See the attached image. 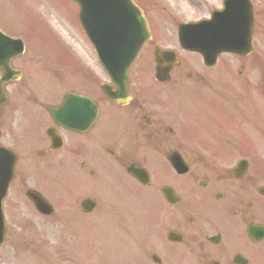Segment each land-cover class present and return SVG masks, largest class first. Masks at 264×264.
Returning <instances> with one entry per match:
<instances>
[{
    "label": "flooded vegetation",
    "instance_id": "flooded-vegetation-1",
    "mask_svg": "<svg viewBox=\"0 0 264 264\" xmlns=\"http://www.w3.org/2000/svg\"><path fill=\"white\" fill-rule=\"evenodd\" d=\"M207 1L212 6L204 5V15L199 11L202 20L223 9V0ZM250 3L254 23L252 54L247 57L231 55L226 62L220 56L208 67L193 54L194 70L189 69L186 77L182 78L185 69L179 65L164 84L148 77L146 85L151 89H134L131 82L130 100L123 105L105 99L102 93L97 97L85 93L88 70H83L87 76L80 78L77 87L70 77L67 92L62 91L53 101L46 92L36 90L30 98L39 111L32 117L37 135L31 143H10V137L31 121L27 115L9 113V121H0V147L11 145L9 149L18 156L10 190L20 197L27 190H50L56 181L71 194L86 192L90 179L112 183L109 177H99L98 171L115 175L117 170L137 190L147 191L144 202L152 214L148 228L159 236L151 245L150 241L131 244L133 250L147 251L146 257L133 259L132 264H264V159H250L247 149L256 142L246 138L254 132L257 142L264 139V119L261 110L255 127L241 113L249 100L246 70L251 67L262 72L264 68V61L255 55L256 47L264 45V29L259 23L264 0ZM23 55L11 61L22 79L26 72L18 64L25 60ZM0 57L4 58V51ZM4 76L10 81L11 75L0 69V78ZM223 79L228 82L227 89L217 85ZM180 80L193 84L187 82L184 89ZM93 81L96 83L95 78ZM36 83L41 84L39 79ZM48 84L44 80L42 85ZM174 84L178 89L191 87L193 93L179 92L172 88ZM19 85L13 81L1 88L7 101L0 99V119L7 108L16 106L11 99L18 97L15 86ZM67 93L91 98L97 105L95 122L83 134L61 128L48 114L47 108L59 105ZM218 103L227 108L217 110ZM233 125L239 126L235 133ZM29 129L27 126L24 132ZM20 154L28 157L24 165L20 164ZM243 161H247V171L241 175L235 169ZM131 165L146 171V185L127 173Z\"/></svg>",
    "mask_w": 264,
    "mask_h": 264
},
{
    "label": "rangeland",
    "instance_id": "rangeland-1",
    "mask_svg": "<svg viewBox=\"0 0 264 264\" xmlns=\"http://www.w3.org/2000/svg\"><path fill=\"white\" fill-rule=\"evenodd\" d=\"M142 1L147 9V12L144 11L147 13L148 21L153 27L156 39L163 46L169 44L175 45L176 33L173 34L174 20L171 19L172 17H176L175 19L178 23V21L182 19L188 20L196 18L199 13H196L194 10L198 7L200 0H191L190 4H184V0H137L138 4L141 6H143L141 3ZM200 10L203 15L202 6ZM174 11H177L176 14ZM46 12L55 16L66 30V40L62 37L63 35L60 32L50 26L49 15ZM189 13H191V15H189ZM261 15H264V8H261ZM77 17L78 13L75 5L67 0H0L1 26L11 35H21L26 40L25 61L21 63V66L27 73H29L30 67L27 65L29 61L26 64V59L31 55L36 68L39 66L40 60L43 61L45 59L48 60L45 66H49L50 63L53 68L56 70L58 69L59 74L62 71V77H64L65 66L71 68L72 65L70 63L65 64L60 62L66 60L60 46L81 48L84 53L83 56L88 55V63L83 58L80 60L74 55V57H72V62L76 63V60H78L81 64L87 63L89 64V70L94 68L96 72H99L95 55L93 50L89 48L88 42L79 27ZM259 23L264 29V16L260 17ZM163 37L170 41L161 43ZM27 45L29 49H27ZM147 45L148 46L144 49L148 52L140 56V59L138 58L136 70L133 72L134 74H132L135 81L146 82L147 80L145 79L152 75L148 74V67L149 64L151 66V62L149 63L147 60L148 55L152 52V47L149 44ZM74 50L81 51L76 48ZM71 52L73 53V51ZM255 55H258L260 59L264 61V45L256 47ZM180 59L181 61L191 60L187 55L180 56ZM221 60L227 62L229 59L228 57H223ZM182 68L185 69V74L189 69L194 70L191 66H183ZM262 71H264V68ZM183 74L182 72L180 77ZM185 74L182 78L185 77ZM245 76L257 91V80L259 76L264 78V72L250 67L246 70ZM33 78L34 77L30 74L29 79L24 80L26 89H18V87L15 86L19 94L16 98L18 101L11 99L12 103L16 104V102H18L22 104L24 102L28 104L30 102L29 98L34 95L36 90L43 94L46 90L49 96L55 92L57 84L35 85L32 80ZM57 82L59 85L63 84L64 87H66L65 84H69L68 81L64 80L62 82ZM180 82L184 85L186 84L183 80H180ZM217 85L224 89H227L229 86L226 79L218 82ZM173 86L178 88L176 84ZM137 87H139L138 84ZM180 92H183V90H180ZM185 92L192 93L193 89L190 87V89H186ZM227 93L231 94L230 92ZM247 94L253 95L254 92L247 90ZM252 104L255 109L250 108L249 110L247 105L244 104L241 107V113L254 122V125L256 124L257 112L261 111V106L259 102L256 104L254 100ZM262 105L264 109V104ZM216 108L217 110H223L226 106L218 103L216 104ZM9 112L10 110L7 108L4 117L0 119L1 122L9 121ZM262 117L264 119V114H262ZM233 128L235 133L239 129V126L233 125ZM253 137L255 139L254 133L250 135V138L246 136L249 141ZM255 142H257V139ZM261 151L264 152V148L261 149ZM108 181L114 182L113 177ZM58 187L60 192H51L48 194V196L52 197L51 202L54 204H63L64 207H70L77 191L71 194L70 192H66L64 185H58ZM75 198H80V195L78 194ZM20 199L24 198L21 197ZM12 200L15 202L14 198H12ZM11 203L12 202H10V204ZM10 204H7L6 207L8 211L6 214L8 238L5 245L0 249V264H131L132 259H135L134 256L140 258V255L127 247L124 237H122L121 233L118 231H114L113 234L115 235L117 233V240L121 243V250L118 251V256H113V249L111 250L107 240V235L111 231L112 225L110 223L108 229H103L102 224L97 222L100 221L98 216L81 218L80 216H73V213L71 214V209H68L69 212L67 213L66 208H62L61 211H57L54 218L42 219L33 214L24 200H21L19 205L16 204L12 206ZM127 208L130 207L127 206ZM121 211L128 217L129 221H141L145 216V214L139 215L134 212H129L126 208ZM92 228L94 231L93 234L91 233ZM138 230L142 233L143 227H140ZM99 249L106 252L111 251L113 257H109L100 262L99 259L103 256L99 254Z\"/></svg>",
    "mask_w": 264,
    "mask_h": 264
},
{
    "label": "water",
    "instance_id": "water-1",
    "mask_svg": "<svg viewBox=\"0 0 264 264\" xmlns=\"http://www.w3.org/2000/svg\"><path fill=\"white\" fill-rule=\"evenodd\" d=\"M73 1L79 5L81 26L95 48L103 68L112 81L117 86H121V93L117 97L123 98L127 79L126 71L136 59L143 43L148 39L147 31L139 11L132 5L130 0ZM116 11L119 14H116ZM106 13L114 15L115 18L105 25L100 19ZM222 16L216 17L215 20L218 19L219 22H222V19L226 18ZM121 24H126L124 31L119 30ZM211 24V22H208V25ZM116 33H121V35H117ZM205 33L209 34V31H205ZM201 34L202 32H198V29L194 26L179 27V41L182 47L189 51L198 50L195 36ZM233 41L238 47V39L236 40L233 36ZM231 51L240 53L236 49H231ZM12 53L10 52V55ZM218 53H220V50L214 52L216 55ZM173 58L171 59L174 60ZM207 58L209 57L207 56ZM154 60L160 65L164 58L160 53L156 52Z\"/></svg>",
    "mask_w": 264,
    "mask_h": 264
}]
</instances>
